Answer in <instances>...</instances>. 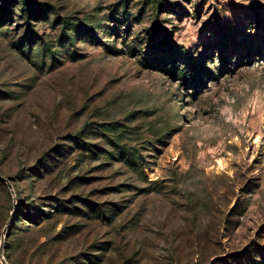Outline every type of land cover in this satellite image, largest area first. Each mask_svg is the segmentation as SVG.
<instances>
[{"label": "rangeland", "instance_id": "1", "mask_svg": "<svg viewBox=\"0 0 264 264\" xmlns=\"http://www.w3.org/2000/svg\"><path fill=\"white\" fill-rule=\"evenodd\" d=\"M0 264H264V0H0Z\"/></svg>", "mask_w": 264, "mask_h": 264}, {"label": "water", "instance_id": "2", "mask_svg": "<svg viewBox=\"0 0 264 264\" xmlns=\"http://www.w3.org/2000/svg\"><path fill=\"white\" fill-rule=\"evenodd\" d=\"M1 178L8 184L9 188H12V184L4 177L1 176ZM6 232V230L4 231V233Z\"/></svg>", "mask_w": 264, "mask_h": 264}, {"label": "bare ground", "instance_id": "3", "mask_svg": "<svg viewBox=\"0 0 264 264\" xmlns=\"http://www.w3.org/2000/svg\"><path fill=\"white\" fill-rule=\"evenodd\" d=\"M219 167H220V168L224 167V163H223V161H222V160H221V161H219Z\"/></svg>", "mask_w": 264, "mask_h": 264}]
</instances>
